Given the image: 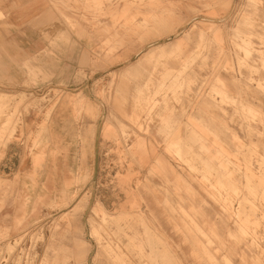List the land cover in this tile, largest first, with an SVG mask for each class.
I'll list each match as a JSON object with an SVG mask.
<instances>
[{"label": "rangeland", "instance_id": "rangeland-1", "mask_svg": "<svg viewBox=\"0 0 264 264\" xmlns=\"http://www.w3.org/2000/svg\"><path fill=\"white\" fill-rule=\"evenodd\" d=\"M82 9L73 83L0 82V264H264V0Z\"/></svg>", "mask_w": 264, "mask_h": 264}, {"label": "crops", "instance_id": "crops-1", "mask_svg": "<svg viewBox=\"0 0 264 264\" xmlns=\"http://www.w3.org/2000/svg\"><path fill=\"white\" fill-rule=\"evenodd\" d=\"M77 1L79 8L74 0H0V82L4 86L22 87L30 68L51 75L53 82H74L71 74L86 59L88 40L94 37L83 20L90 19L82 9L84 0ZM62 73L68 79H60ZM15 146L8 149L6 159L0 163L5 174L21 167L20 158H15L16 153L19 155ZM8 224L5 212L0 213V226Z\"/></svg>", "mask_w": 264, "mask_h": 264}, {"label": "bare ground", "instance_id": "bare-ground-1", "mask_svg": "<svg viewBox=\"0 0 264 264\" xmlns=\"http://www.w3.org/2000/svg\"><path fill=\"white\" fill-rule=\"evenodd\" d=\"M262 84V83H261ZM247 108V107H246ZM246 110H251L250 108H247ZM244 111H245V109H244Z\"/></svg>", "mask_w": 264, "mask_h": 264}]
</instances>
